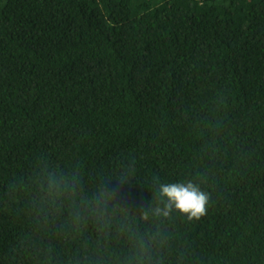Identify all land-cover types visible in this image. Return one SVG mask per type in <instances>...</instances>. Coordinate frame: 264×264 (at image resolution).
Masks as SVG:
<instances>
[{"label":"trees","instance_id":"1","mask_svg":"<svg viewBox=\"0 0 264 264\" xmlns=\"http://www.w3.org/2000/svg\"><path fill=\"white\" fill-rule=\"evenodd\" d=\"M0 264H264V0H0Z\"/></svg>","mask_w":264,"mask_h":264},{"label":"clouds","instance_id":"2","mask_svg":"<svg viewBox=\"0 0 264 264\" xmlns=\"http://www.w3.org/2000/svg\"><path fill=\"white\" fill-rule=\"evenodd\" d=\"M159 194L166 199L163 208L156 213L168 216L173 210L186 215L188 219H200L207 213L209 195L192 182L161 183Z\"/></svg>","mask_w":264,"mask_h":264}]
</instances>
